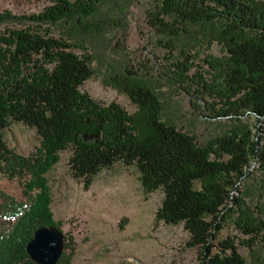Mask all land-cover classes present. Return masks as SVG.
Here are the masks:
<instances>
[{
    "label": "trees",
    "instance_id": "trees-1",
    "mask_svg": "<svg viewBox=\"0 0 264 264\" xmlns=\"http://www.w3.org/2000/svg\"><path fill=\"white\" fill-rule=\"evenodd\" d=\"M107 1L51 0L36 12L0 11V173L20 178L24 197L0 189V264H36L25 250L33 230L61 229L45 173L68 147L70 173L84 188L115 162L135 166L143 192L160 188L153 222L181 223L184 245L196 247L199 264H264V124L253 131L233 122L199 142L163 117L158 79L184 92L200 115L239 120L249 112L264 122V0H150L145 22L163 49L155 66L125 59L108 62L103 72L104 83L135 104L131 112L80 88L94 71L90 47L119 23ZM212 42L219 54L203 58L207 75L190 71L200 48ZM96 116L99 133L88 136V120ZM14 121L34 129V151L22 154L7 145L3 129ZM251 159L263 197L252 206L241 188ZM228 220L246 235L238 243L248 247L250 261L233 235L217 237ZM63 234L53 264H71L72 236Z\"/></svg>",
    "mask_w": 264,
    "mask_h": 264
},
{
    "label": "rangeland",
    "instance_id": "rangeland-1",
    "mask_svg": "<svg viewBox=\"0 0 264 264\" xmlns=\"http://www.w3.org/2000/svg\"><path fill=\"white\" fill-rule=\"evenodd\" d=\"M49 2L51 0H0V11L8 9L23 14L36 12ZM149 2L107 1L108 5H115L113 8L119 23L103 33L96 47H90L94 71L80 85L93 98L115 100L128 112L134 110L135 104L123 91L105 84L103 72L108 68V62L117 65L125 59L155 66L152 62L154 56L162 54L163 49L155 46L156 36L145 22L144 8L149 6ZM75 50L80 52L79 49ZM207 53L219 54V45L212 42L209 46L201 47L190 71L196 70L207 75L204 71L207 64L203 61ZM158 79L161 82L159 96L163 117L172 119L177 126L191 132L199 142L227 129L233 122H243L253 131L254 125L264 124L263 121L257 122L249 112H245L239 120H232L228 115H200L190 106L184 92L162 82L160 77ZM3 133L7 145L19 153L27 154L38 145V135L34 129L19 121L10 123ZM69 153V147L61 150L59 159L45 175L53 218L60 220L61 230L72 236L74 250L71 264H199L196 247L184 245L187 231L181 223L153 222L154 209L160 202L162 191L156 188L143 192L134 165L115 162L110 167H103L84 188L81 179L70 173L67 161ZM246 169L247 176L241 188H246L245 200L252 206L264 196L258 197L257 163L251 159ZM20 188V178H7L0 173L1 190L24 199ZM121 217L124 222L119 225ZM216 235H233L241 255L247 261L251 260L248 247L238 243L239 238H245L246 235L230 220L218 229ZM253 245L262 249V242L258 240Z\"/></svg>",
    "mask_w": 264,
    "mask_h": 264
},
{
    "label": "water",
    "instance_id": "water-1",
    "mask_svg": "<svg viewBox=\"0 0 264 264\" xmlns=\"http://www.w3.org/2000/svg\"><path fill=\"white\" fill-rule=\"evenodd\" d=\"M101 116L88 120L86 134L97 135ZM63 231L54 224L37 226L25 242V250L36 264H53L63 246Z\"/></svg>",
    "mask_w": 264,
    "mask_h": 264
}]
</instances>
